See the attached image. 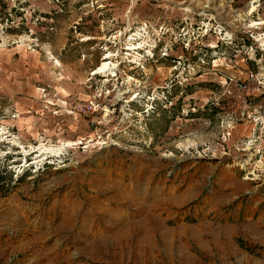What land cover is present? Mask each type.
Masks as SVG:
<instances>
[{"label":"rangeland","instance_id":"1","mask_svg":"<svg viewBox=\"0 0 264 264\" xmlns=\"http://www.w3.org/2000/svg\"><path fill=\"white\" fill-rule=\"evenodd\" d=\"M263 90L264 0H0V264H262L264 157L231 135Z\"/></svg>","mask_w":264,"mask_h":264},{"label":"crops","instance_id":"2","mask_svg":"<svg viewBox=\"0 0 264 264\" xmlns=\"http://www.w3.org/2000/svg\"><path fill=\"white\" fill-rule=\"evenodd\" d=\"M9 72L11 75L9 74V78H8L9 82L6 85L8 93L12 97L18 93L26 94L25 98H20L18 100L17 106L20 110L19 114L21 115L25 112L27 113L28 112L27 109L34 111V113L37 114L39 111V105L37 104L38 103L37 94L39 93H37L38 92L37 91L38 87H36L37 85L34 86L35 82L39 79L37 76V73L33 70H29L25 68L24 63L21 61H19L18 66H16L14 70L9 71ZM58 91L61 93H67L66 90L62 87H59ZM259 93H264V90ZM41 101L42 100H40V103ZM47 101L49 102V100L47 99L44 101V103ZM40 106H43V104ZM252 108H255V107L249 104L247 105V111L245 113L246 114L245 118L242 119L241 122L238 123L233 129L231 140L236 141V140H241L244 138L251 137L252 131L255 129L254 124L248 119V116L250 115ZM34 118L35 117L33 116L24 117L22 123L25 128L29 127L30 132L36 133L37 132L36 130H38V127L35 126V124L38 122ZM32 123H33V126H30ZM261 143L262 145H260V147L263 148L262 154L264 157V142H261ZM263 198H264V195H263ZM223 216L218 217V220L220 221L219 223L217 222V220L215 221L217 224L216 226H212V224L209 225L207 223L204 225L201 224L199 227V231L194 235L195 245L198 247L199 251L201 252V254H203L204 257L210 256L215 251L216 252L224 251L222 246H227V247L231 246L229 245V243L232 242L234 238V234H235L233 218L231 216V213L224 214ZM229 220H231V222H228ZM220 234H223L225 243H222V241L220 240L219 238ZM259 243L263 245L262 246L263 248L258 250V252L260 253V256L263 258L261 259L258 258L256 260L260 261L263 264L264 262V235L262 237L261 242ZM193 262L195 264H203L202 261L199 260L198 257L196 258V261L194 259Z\"/></svg>","mask_w":264,"mask_h":264},{"label":"built area","instance_id":"3","mask_svg":"<svg viewBox=\"0 0 264 264\" xmlns=\"http://www.w3.org/2000/svg\"><path fill=\"white\" fill-rule=\"evenodd\" d=\"M249 79H253V75L248 76ZM240 89H245L246 85L240 84L238 85ZM248 119L254 124L255 129L252 131L251 138L247 141L246 144L250 145V148L254 147L256 144L255 150H253L256 153H261L263 151V148L260 147L262 145L261 142H264V106L260 108H252L250 115L248 116ZM233 126L228 127L227 125V131L225 133L226 137H230V131L232 130ZM251 174V180L257 181L258 186L264 185V161H262L261 157L256 161L255 168L252 170Z\"/></svg>","mask_w":264,"mask_h":264},{"label":"bare ground","instance_id":"4","mask_svg":"<svg viewBox=\"0 0 264 264\" xmlns=\"http://www.w3.org/2000/svg\"><path fill=\"white\" fill-rule=\"evenodd\" d=\"M251 11H253V9H251ZM111 55H108L106 56L105 58H109ZM109 71H112V69L110 68V64L109 63H103L98 69H96L94 72H93V75L95 74H104L106 72H109ZM42 147V145H41ZM43 148V147H42ZM42 151L44 152H48V153H58L60 151V149L58 150H55V152L51 149V148H43ZM41 151V152H42ZM151 221V220H150ZM146 225V224H145ZM143 226V225H142ZM170 234V232L167 234L165 233V235H168Z\"/></svg>","mask_w":264,"mask_h":264}]
</instances>
